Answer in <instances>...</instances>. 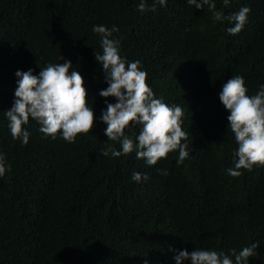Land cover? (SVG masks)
<instances>
[{"label":"trees","instance_id":"1","mask_svg":"<svg viewBox=\"0 0 264 264\" xmlns=\"http://www.w3.org/2000/svg\"><path fill=\"white\" fill-rule=\"evenodd\" d=\"M221 1L214 0L216 6ZM139 3L0 0V154L6 166L0 177V264H176L183 248L230 254L255 242L249 264H264V166L227 174L238 145L228 129L230 113L224 109L221 117V89L214 92L218 83L244 76L243 70L219 58L207 6L167 0L155 12H141ZM146 3L151 7L153 0ZM96 25L118 28L113 38L120 56L139 60L155 97L183 109L189 136L182 143L189 155L182 164L178 150L154 166L135 151L100 154L108 147L120 150V144L108 141L100 119L105 99H116L99 95L108 84L94 56L102 54ZM65 61L84 78L95 127L69 143L41 133L30 118L24 125L28 144L14 140L5 111L15 99L16 72L39 75L48 64ZM262 76L248 64V95ZM139 131L130 127L125 134L135 141ZM134 172L148 179L133 181Z\"/></svg>","mask_w":264,"mask_h":264},{"label":"clouds","instance_id":"2","mask_svg":"<svg viewBox=\"0 0 264 264\" xmlns=\"http://www.w3.org/2000/svg\"><path fill=\"white\" fill-rule=\"evenodd\" d=\"M190 6L212 12L211 25L215 32V42L220 59L232 62L242 68L244 76L236 75L218 83L221 89V117L226 109L228 129L234 134L238 148L233 153L234 168L227 169L232 177L242 175L241 169L252 170L254 166H264V3L257 0L230 6V0H222L216 6L214 0H187ZM167 0H153L148 7L146 0H140L138 11L155 12L157 5L166 6ZM250 25L255 30L248 29ZM118 28L111 29L96 25L93 32L100 36L102 54L95 52V60L102 65L108 87L99 95L104 98L114 97L115 103H108L102 111L101 121L107 125L105 135L108 141H118L120 150L115 147L101 149L102 156L119 157L135 151L137 159H144L149 166H154L161 159H166L170 152H179L177 164H182L189 155V133L182 128L183 109L178 105H168L156 98L147 84V72L141 70L140 61L128 62L119 54V41L113 38ZM234 50V52H231ZM239 58L247 62L239 61ZM63 59V57H60ZM251 64L263 73L255 86L253 95H248L245 86L247 66ZM17 88L10 110L5 111L9 129L14 140L29 142L30 133L25 130L30 118L39 125V131L53 139L60 135L69 143H75L80 134L91 133L95 127V114L89 106L84 78L73 68L71 61L63 64H48L39 75L32 70L17 71ZM164 82V81H163ZM179 98V93L175 95ZM139 127L135 137L125 134V129ZM6 172L4 156L0 154V177ZM167 175V170H163ZM147 180V175L138 172L132 174V180ZM173 245L171 242H168ZM259 243H252L230 254L223 251L196 248L191 253L185 248L177 250L176 264L190 260L191 264H249V257L256 254ZM234 257V260H233ZM147 264V260H145Z\"/></svg>","mask_w":264,"mask_h":264}]
</instances>
